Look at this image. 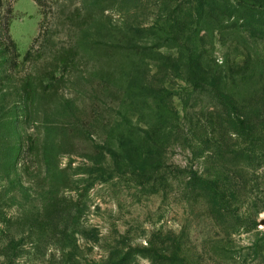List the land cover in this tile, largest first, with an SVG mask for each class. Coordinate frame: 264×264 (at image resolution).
I'll return each instance as SVG.
<instances>
[{
  "label": "rangeland",
  "instance_id": "rangeland-1",
  "mask_svg": "<svg viewBox=\"0 0 264 264\" xmlns=\"http://www.w3.org/2000/svg\"><path fill=\"white\" fill-rule=\"evenodd\" d=\"M0 264H264V0H0Z\"/></svg>",
  "mask_w": 264,
  "mask_h": 264
},
{
  "label": "trees",
  "instance_id": "trees-1",
  "mask_svg": "<svg viewBox=\"0 0 264 264\" xmlns=\"http://www.w3.org/2000/svg\"><path fill=\"white\" fill-rule=\"evenodd\" d=\"M37 2H40L41 0H36ZM1 28H2V30H3V36L6 38V39H8V43L6 44V47L7 46H9V45H12L13 47H15V42H14V40L10 37V34H9V20H5L4 19V21H3V23L1 24ZM38 39V38H37ZM37 39H35L36 41H37ZM31 55V50L29 49L28 51H27V54H26V56H30ZM35 146V144H34V142L33 141H31V143L30 144H28V149L30 150V148H31V150H32V148Z\"/></svg>",
  "mask_w": 264,
  "mask_h": 264
}]
</instances>
